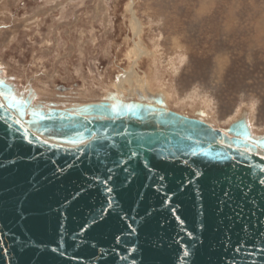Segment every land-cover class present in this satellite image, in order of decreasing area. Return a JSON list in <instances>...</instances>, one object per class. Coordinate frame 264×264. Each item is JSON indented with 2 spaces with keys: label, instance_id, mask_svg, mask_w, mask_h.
Instances as JSON below:
<instances>
[{
  "label": "water",
  "instance_id": "1",
  "mask_svg": "<svg viewBox=\"0 0 264 264\" xmlns=\"http://www.w3.org/2000/svg\"><path fill=\"white\" fill-rule=\"evenodd\" d=\"M0 81L4 82L0 84V103L5 105L0 110V117H5L0 119V135L10 125L9 131L14 134L23 135L27 131L31 141L8 150L7 137L0 139V160L7 162L17 153L28 156L35 152L49 161L47 166L42 164V175L49 174L56 165L64 167L79 162L78 168H72L63 180L51 183L43 194L53 209L61 201H71L63 221L53 211L46 218L27 221L28 231L23 232L13 213L6 212L0 217V264H33L35 249L21 250L16 243L24 238L58 249V254L45 252L35 264H138L132 258L136 245L143 252L145 264H185L184 252L197 238L203 243L196 248L193 264H234L230 257L233 247L240 242L241 225L246 222L250 227L257 225L252 229L254 232L264 231V198L260 199V207L245 204L242 220L236 221L233 216L230 221L224 218L229 214L227 208L224 214H217V196L211 191L212 182L233 168L245 182L251 175L256 191L264 188L255 184L264 170V135H253L244 115L226 129H220L202 120L201 113L200 118H192L170 110L161 97L147 102L125 101L112 95L98 103L60 108L50 103L44 107L33 103L31 91L25 96L12 81L1 76ZM112 103L129 105L131 110L121 108L119 115H115L106 110ZM16 119L26 126L24 131L12 123ZM241 133L248 134L247 141L242 136L237 139ZM104 141L115 145L117 150L124 141L129 142L128 148L136 151L137 158L128 161L126 148L124 159L135 166L137 175L123 187L124 172L118 168L115 180L118 187L114 192H103L111 185L95 184L77 197L84 183L82 173L91 174L97 168L95 164L89 167L84 163L96 158L91 144ZM246 148L251 151L243 155ZM118 158L113 152L109 165ZM145 158L148 163H144ZM31 168L30 164H19L0 171V177L22 181ZM197 168L204 172L203 177L194 176ZM100 174L103 178L108 175L103 169ZM161 175L165 177L163 181L158 179ZM7 184L8 181L0 182V188ZM197 184L203 189L202 213L194 192ZM236 196L239 199V192ZM253 211L255 216L251 215ZM100 213L105 219L99 226L87 223ZM148 213L151 215L145 219ZM85 234L96 247H79L83 241L78 237ZM229 236L231 243L227 244ZM255 243L242 264H264V254L258 250L260 241ZM240 259L237 257L236 261Z\"/></svg>",
  "mask_w": 264,
  "mask_h": 264
},
{
  "label": "rangeland",
  "instance_id": "2",
  "mask_svg": "<svg viewBox=\"0 0 264 264\" xmlns=\"http://www.w3.org/2000/svg\"><path fill=\"white\" fill-rule=\"evenodd\" d=\"M60 1L7 0L0 10V76L33 103L161 97L220 129L246 114L253 135L264 134V0Z\"/></svg>",
  "mask_w": 264,
  "mask_h": 264
},
{
  "label": "snow or ice",
  "instance_id": "3",
  "mask_svg": "<svg viewBox=\"0 0 264 264\" xmlns=\"http://www.w3.org/2000/svg\"><path fill=\"white\" fill-rule=\"evenodd\" d=\"M2 83L4 82L0 81V84ZM121 108L125 110H131V106L129 105H118L116 103H112L106 106V110L112 112L115 115H119ZM4 109L5 105L0 103V110ZM0 119H5V117H0ZM12 123L20 125L21 131H24L26 128L20 119H16L12 121ZM9 128L10 125L5 128L3 135H0V139H3L5 136L7 137L6 147L8 150H11L17 144H23L24 142L31 143V141L28 140L29 133L27 131H25L23 135H17L9 131ZM31 135L35 136V133H32ZM225 135H227V133H225ZM241 136L246 141L248 140L247 133H241L238 135L237 139L241 138ZM43 143L47 144L48 142L43 141ZM128 144V141H124L118 150L115 145H109L106 141L91 144V151L96 158L95 160H85L84 163H87L89 167H92L93 164H95L97 168L91 174L87 172L82 173L84 183L81 184L79 191L76 193L77 197L91 190L95 184L111 185L110 187H105L103 192L109 194L114 192L118 187V185L115 184L118 168L122 169L124 172V177L121 180V186L127 187L128 184L131 183L132 179L137 175V171L133 164L128 163L124 159V150L126 148L128 149V161L136 159L137 153L135 150L128 148ZM250 151L251 149L246 148L243 155H246ZM113 152H116L119 158L112 159L110 166L109 160ZM85 155H87V153ZM209 162L210 161H205V163ZM48 163L49 161L44 160L42 155H37L35 152L28 156H23L17 153L15 156L10 157L7 162L0 160V171L8 168H15L19 164L32 165L28 176L22 181H16L14 177H0V182L8 181L6 187L0 188V217H2L6 212L13 213L17 226H22L23 232L28 231L26 224L27 221L38 217L46 218L53 211L60 217V220L63 221L65 219L66 213L71 207V201L64 200L61 201L55 209H53L51 206L47 205L43 194L51 183H54L56 180H63L72 168H78L79 162H75L71 165H65L64 167L56 165V167L49 174L42 175V164L47 166ZM51 163L55 164L56 162L52 161ZM144 163H148L147 158H145ZM220 166L223 167L222 164ZM101 169L108 173L106 178H103L100 174ZM194 176L196 178H201L204 176V172L197 168ZM158 179L163 181L165 177L161 175L158 177ZM186 183H195V181H188ZM255 184L264 185V170H261L257 180L255 181ZM182 190L183 185L181 186V191ZM211 191L213 195L217 196V214H224L225 208H227L229 210V214L224 218L230 221L233 219V216H235L236 221L242 220L246 214L244 205L252 204L254 207H260V199L264 198V188H260L259 191H256L254 183L251 179V175L248 176V180L245 182V179L236 172L235 168H233L230 173L226 172L220 177L216 178L212 182ZM194 192L202 213L203 189L197 184ZM237 192H239V199H237L236 196ZM9 193H11V195H9ZM73 199H75V197ZM150 215L151 213H148L145 219ZM251 215L255 216V211H253ZM104 219L105 217L102 215V213H100L90 217L87 223L93 226H99ZM203 227V222H201L199 229L202 230ZM255 227H257V225H252L250 227L246 222L241 225L239 233L240 242L233 247L232 256L230 257V259L234 261V264H242L244 256L249 255L251 249L256 247L255 242L257 240L260 241L258 250L264 254V231L256 233L252 230ZM189 235L191 236L192 234L190 233ZM13 239H15V237H13ZM78 239L83 241L79 246L81 248L96 247L95 244L89 242L87 234H85L83 237H78ZM250 240L253 241L252 244L248 243ZM16 243L19 245L21 250H28L29 248L35 249L33 264H35V260L39 259V257L45 252L50 251L53 254H58L57 248L40 245L32 239L24 238L17 240ZM59 243L60 241L58 240V244ZM202 243V239L197 238L194 239L193 242L188 246V251L184 252L185 264H193V261L195 260L196 248L202 245ZM230 243L231 238L229 236L227 239V244ZM73 246H76L75 241H73ZM133 251L134 255L132 258L137 260L138 264H145L143 252L139 245H136ZM137 253L138 255H136ZM237 257L241 258L240 261H236ZM61 258L63 257L61 256Z\"/></svg>",
  "mask_w": 264,
  "mask_h": 264
},
{
  "label": "bare ground",
  "instance_id": "4",
  "mask_svg": "<svg viewBox=\"0 0 264 264\" xmlns=\"http://www.w3.org/2000/svg\"><path fill=\"white\" fill-rule=\"evenodd\" d=\"M5 0H1L0 2H1V4H0V10H4V7H5V5H7V0L4 2ZM16 1V0H15ZM19 1V0H18ZM62 1V0H61ZM60 1V2H61ZM65 1V0H64ZM49 2H51V1H49ZM63 2V1H62ZM61 2V3H62ZM57 3V2H56ZM60 3V4H61ZM14 4V3H13ZM27 4V3H26ZM40 4V3H39ZM60 4H57L55 7H58L59 8V5ZM64 4V3H63ZM71 4V3H70ZM9 5V4H8ZM22 6V5H21ZM38 6V5H37ZM71 6V5H70ZM74 6V5H73ZM132 6H133V1L132 2H130V8H132ZM2 7V8H1ZM50 7V6H49ZM48 6H47V8H49ZM54 7V8H55ZM61 7V6H60ZM66 7H69V6H66ZM65 7V8H66ZM8 8V7H7ZM46 8V7H45ZM71 8V7H70ZM34 9V8H33ZM50 10V9H49ZM52 10V9H51ZM55 10V9H54ZM59 10V9H58ZM17 11V10H16ZM29 11V10H28ZM15 12V11H14ZM44 13H45V11H43ZM47 12H48V9H47ZM46 12V13H47ZM56 12V11H55ZM63 12V11H62ZM62 12H60V13H62ZM65 12V11H64ZM69 12V11H68ZM42 13V12H41ZM51 13V12H50ZM37 14V13H36ZM35 14V15H36ZM53 14V13H52ZM64 14H66V13H64ZM69 14V13H68ZM131 20H130V22H129V24H130V28H131V31H132V38H133V43H134V48H135V50H138V48H139V45H140V42H141V35H140V33H139V31H140V24H139V22H138V19L136 18V16H134V13H133V11L131 10ZM48 15V14H47ZM50 15V14H49ZM0 16H1V14H0ZM21 16V15H20ZM42 17H44L43 15H41ZM40 16V17H41ZM53 16V15H52ZM48 17V16H47ZM74 17V16H73ZM76 17V16H75ZM35 17H33V18H29V21L30 20H32V19H34ZM51 18V17H50ZM62 18V17H61ZM61 18H59V19H61ZM68 18V17H67ZM1 19V18H0ZM39 19V18H38ZM41 19V18H40ZM65 19V18H64ZM79 19V18H78ZM26 20H28V18L27 19H23V24H27V21ZM35 20H36V18H35ZM63 20V19H62ZM61 20V21H62ZM29 21H28V23H29ZM60 21V22H61ZM64 21V20H63ZM36 22V21H35ZM58 22V21H57ZM66 22V21H65ZM73 22V21H72ZM70 23V22H69ZM77 23V22H76ZM30 24V23H29ZM32 24V23H31ZM30 24V25H31ZM33 24H35V23H33ZM51 24V23H50ZM18 25V24H17ZM28 25V24H27ZM37 25V24H36ZM41 25V24H40ZM52 25V24H51ZM34 26V25H33ZM48 26V25H47ZM46 26V27H47ZM16 27V26H15ZM25 27V26H24ZM32 27V26H31ZM39 27V26H38ZM57 27V26H56ZM61 27V26H60ZM27 28H30L29 26L27 27ZM51 28V27H50ZM47 29V28H46ZM53 29V28H52ZM49 30V29H48ZM53 31V30H52ZM67 31V30H66ZM60 32H62V30L60 31ZM55 33V32H54ZM68 33H70V31L68 32ZM2 34V33H1ZM17 34V31L16 30H12V31H10V36L12 37V36H15ZM60 34V33H59ZM198 34V33H197ZM59 36V35H58ZM54 39V38H53ZM173 40V39H172ZM175 40V39H174ZM171 43H175V42H171ZM54 44H56L57 45V40H55V42H54ZM54 44H52L53 46H54ZM57 47H58V45H57ZM53 49V48H52ZM153 57V56H152ZM42 65V64H41ZM128 81V80H127ZM162 97H163V93H162V95H161ZM140 101H145L142 97H140ZM81 104V103H80ZM181 114V113H180ZM202 120H204L205 121V119H202ZM205 122H208L209 123V121H205ZM264 135V134H263Z\"/></svg>",
  "mask_w": 264,
  "mask_h": 264
}]
</instances>
